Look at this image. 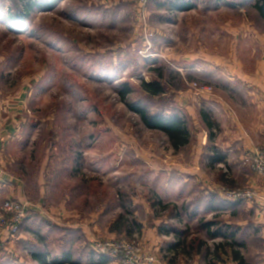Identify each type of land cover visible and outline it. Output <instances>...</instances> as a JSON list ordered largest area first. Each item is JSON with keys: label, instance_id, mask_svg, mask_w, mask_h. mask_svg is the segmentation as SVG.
<instances>
[{"label": "rangeland", "instance_id": "rangeland-1", "mask_svg": "<svg viewBox=\"0 0 264 264\" xmlns=\"http://www.w3.org/2000/svg\"><path fill=\"white\" fill-rule=\"evenodd\" d=\"M174 1L180 0H0V126L11 125L17 107L22 130L11 171L25 182L28 200L0 193V213L7 201L28 209L17 233L6 224L11 217L0 223L1 264L17 252L12 241L24 232L31 207L41 212L42 233L46 224L93 220L94 255L102 253L98 245L119 250L118 257L106 255L119 264L261 263L256 201H235L232 217L212 214L215 191L200 172L191 173V184L184 179L197 147L203 144L204 153L215 147L217 105L243 92L237 81L245 75L255 77L250 56L260 46L255 35L264 46V19L254 0H195L186 11ZM150 82L164 92L144 91ZM132 103L179 115L190 143L175 149L163 132L143 124ZM203 111L216 128H208ZM251 187L262 185L237 179L218 192L226 197ZM62 205L67 219L56 214Z\"/></svg>", "mask_w": 264, "mask_h": 264}, {"label": "crops", "instance_id": "crops-1", "mask_svg": "<svg viewBox=\"0 0 264 264\" xmlns=\"http://www.w3.org/2000/svg\"><path fill=\"white\" fill-rule=\"evenodd\" d=\"M63 1L61 0V3ZM187 1H174L172 4H178L179 6ZM188 2L194 6L197 5L195 0H189ZM216 5L220 7L226 6L223 1L217 2ZM235 36L236 38L239 37V35ZM254 38L258 45H260L257 48L258 50L255 49L250 56L254 60L252 62L255 69L253 76L255 77H251V81H249L247 79L248 75H245L247 76L245 81H237L243 92L237 93L234 99L227 102L220 101V105H217V107L221 108L218 109L216 107L217 110H221V112L216 111L217 117L221 118V122L219 121L220 126L216 134L217 141L214 144L215 147L209 153L203 152L205 148L203 144L197 147L200 153L199 157L194 160L191 159V163H188L190 168H188L189 174L184 179L185 183H188L194 177L191 173H195V169L196 172H200L198 173L199 180L204 183V186L215 191L212 195L215 198H213L215 205L210 207V213L212 214L230 212V216L232 217L233 214L235 215L239 212L237 203L229 201L218 192L219 188L227 184V182L233 183L237 179L238 181L242 179V183L255 187L260 188L262 185L261 177L250 174L247 166L249 165L247 159L250 158L256 149L264 147V78H261L264 77V73L256 72L258 69L264 70V46L261 41L262 38L259 36L257 38L256 35ZM232 60H237L241 64L236 58H232ZM233 83H236V81H233ZM17 100L16 102L19 103L26 102L22 98H18ZM14 108L16 111H13L11 125L0 126V193L1 198L12 197L20 202H28L26 200L25 182L12 173L13 165L16 164L18 156L16 145L21 139L20 132L22 130L19 125H16V120L17 118L19 119V113L21 112L17 111V107ZM14 108H11V110H14ZM203 117L209 129L216 128L211 122L209 115L204 111ZM202 154L204 159H201ZM196 166H199V168ZM189 184L191 183L189 182ZM207 195L204 194V197H201L206 203ZM209 198L211 197L209 196ZM256 204V218L258 220L256 228L261 229L259 238L262 243L260 245L264 249V202L256 201ZM30 210L28 219L22 227L24 232L20 233L12 241L17 252L13 251L14 255L8 256L7 264H119L118 261L106 255H94V249L89 244L93 241L94 236L97 235V231L99 230H96V228L99 227L94 225L93 220H87L86 222H74L73 220L70 224H46L42 233L38 231L39 223L36 222L41 212L38 211L37 207H31ZM68 211L62 205L56 209V214L63 219H67L70 215V211ZM39 218L41 219V217ZM43 221L41 219V222ZM33 222L36 223V227H33ZM226 224L235 226L237 223L231 221ZM50 225L54 227H50ZM48 238L56 241L55 247H52L48 242ZM156 238H158V242H156ZM156 238L154 244L157 246L155 247L157 251L160 250L159 240L161 239L159 237ZM35 239L41 241L43 244L40 247L34 245ZM255 259H259L260 264H264V251L262 254L256 253Z\"/></svg>", "mask_w": 264, "mask_h": 264}, {"label": "trees", "instance_id": "trees-1", "mask_svg": "<svg viewBox=\"0 0 264 264\" xmlns=\"http://www.w3.org/2000/svg\"><path fill=\"white\" fill-rule=\"evenodd\" d=\"M21 1L23 2L25 0H21ZM254 2H256L254 5L255 8L257 9V11H259L258 13L264 19V0H254ZM25 6L27 10V3L25 4ZM173 7L176 8L177 10L186 11V10H190L193 7V5L187 1L179 6L178 4H173ZM43 9L45 10V8ZM22 25L25 26L24 23H22ZM142 86H143V90L152 96H158L164 92L163 86L158 82L143 83ZM126 88L127 89H124L122 91L124 97L126 96L128 97L131 92L128 86H126ZM130 107L131 110L134 111L140 117L141 121L147 128L159 130L163 132L168 137L172 146L175 149L182 148L190 143L191 136L188 126L186 124V121H184L179 115L176 114L165 115L159 112L150 113L148 110H146L144 107H142V105L138 103H132ZM158 204H162V202L159 201ZM205 225L206 227L212 226L211 223ZM236 256H237L236 258L239 259V254ZM241 260L243 259L241 258Z\"/></svg>", "mask_w": 264, "mask_h": 264}, {"label": "built area", "instance_id": "built-area-1", "mask_svg": "<svg viewBox=\"0 0 264 264\" xmlns=\"http://www.w3.org/2000/svg\"><path fill=\"white\" fill-rule=\"evenodd\" d=\"M247 162L250 166V168L256 173L259 174V176L262 178V188L261 189H255L254 187L249 188L248 190L242 191V190H229L226 191V198L229 201H262L264 202V147L256 149V151L250 156V158L247 159ZM28 209L25 207V205H22L20 203L7 201L1 210L0 213V223L4 222L6 220V217H11L10 220L6 222L8 228L11 229L12 233H17V228L19 223L26 218V213ZM98 247L101 250V254L118 257L120 256L119 250H110L106 246ZM129 246L123 245L122 249H128ZM121 249V250H122ZM124 260V259H123ZM124 264H133V262H126L123 261Z\"/></svg>", "mask_w": 264, "mask_h": 264}]
</instances>
